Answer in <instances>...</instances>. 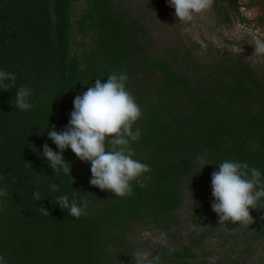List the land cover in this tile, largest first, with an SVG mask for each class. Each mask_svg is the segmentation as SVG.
<instances>
[{
    "label": "trees",
    "instance_id": "trees-1",
    "mask_svg": "<svg viewBox=\"0 0 264 264\" xmlns=\"http://www.w3.org/2000/svg\"><path fill=\"white\" fill-rule=\"evenodd\" d=\"M241 6L214 0L215 26L246 22ZM150 40L141 19L113 0H0V70L16 75L15 88L0 90V188L8 191L0 198L7 204L0 255L7 264H133L138 249L162 264H264V198L250 209L249 226L218 224L211 209V173L224 160L247 163L264 179V80L249 60L225 53L201 64L186 51L197 70L182 68L174 48L158 54ZM121 70L143 112L133 158L151 168L124 198L90 185V163L70 148L63 156L73 184L42 156L45 143L59 151L47 133L67 126L74 98ZM20 86L32 89L30 110L14 105ZM197 156L208 163L200 172ZM74 191L78 205L91 193L87 217L57 205ZM157 235L164 241H153Z\"/></svg>",
    "mask_w": 264,
    "mask_h": 264
},
{
    "label": "clouds",
    "instance_id": "clouds-1",
    "mask_svg": "<svg viewBox=\"0 0 264 264\" xmlns=\"http://www.w3.org/2000/svg\"><path fill=\"white\" fill-rule=\"evenodd\" d=\"M213 2L214 0H168V5L174 8L178 21L191 22L197 14L210 9ZM254 45L253 55H264V39L256 38ZM127 81L128 75L122 70L111 72L105 82L96 78L94 85L74 98L67 126L57 131L55 125H52L47 135L59 151H53L45 143L42 146V156L53 173L63 171L70 177L72 184L75 182L70 176L71 163L65 162L63 156L65 149L70 148L80 161L90 163V185L108 190L120 198L133 195L131 182L138 180L143 173L150 172L151 168L133 158L136 153L132 142L138 141L142 134V129L137 127L134 130V124L142 117L143 112L128 90ZM15 87V73L0 70V90L9 91ZM31 96L32 89L20 86L15 92V107L22 111L30 110L33 107L29 102ZM196 159L200 164V172L208 164L207 158L197 156ZM49 188L53 192L60 191L59 185L55 183H50ZM211 189V196L214 198L211 209L218 217V224L231 222L249 226L254 223L250 209H256L264 198V179L259 169L250 167L247 163L224 160L211 173ZM76 191L73 192L72 199L67 193L59 195L57 205L71 217H87V195L91 193H85L78 205ZM7 195V188H0V198ZM32 195L36 201L41 200L39 191ZM191 203L192 206H199L192 199V193ZM6 206V202L3 203L0 210ZM38 210L50 216L43 206L38 207ZM173 251L175 249H169V253ZM132 257L133 264H162L158 255L146 250L138 249ZM0 264H7L3 255H0Z\"/></svg>",
    "mask_w": 264,
    "mask_h": 264
},
{
    "label": "rangeland",
    "instance_id": "rangeland-1",
    "mask_svg": "<svg viewBox=\"0 0 264 264\" xmlns=\"http://www.w3.org/2000/svg\"><path fill=\"white\" fill-rule=\"evenodd\" d=\"M113 1L118 8L141 19L149 32L155 53L167 55L174 48L176 63L180 67L185 68L187 64L197 70L186 51L201 64L209 63L218 54L225 53L249 60L264 80V55H253L255 39H264V24L258 18L264 12V0H241L245 6L240 11L247 21L234 19L229 25L220 27L214 24L213 4L210 9L197 14L193 21L182 22L176 19L175 10L169 7L168 0ZM145 234L151 236L150 232ZM164 238L163 235H157L152 240L164 241Z\"/></svg>",
    "mask_w": 264,
    "mask_h": 264
},
{
    "label": "flooded vegetation",
    "instance_id": "flooded-vegetation-1",
    "mask_svg": "<svg viewBox=\"0 0 264 264\" xmlns=\"http://www.w3.org/2000/svg\"><path fill=\"white\" fill-rule=\"evenodd\" d=\"M251 2H252V1H251ZM241 4H242V2H241ZM243 6H245V5L242 4L241 7H243ZM241 7H240V8H241ZM259 17L264 18V12H263ZM259 17H258V18H259Z\"/></svg>",
    "mask_w": 264,
    "mask_h": 264
}]
</instances>
